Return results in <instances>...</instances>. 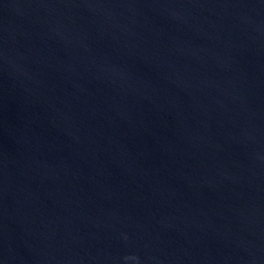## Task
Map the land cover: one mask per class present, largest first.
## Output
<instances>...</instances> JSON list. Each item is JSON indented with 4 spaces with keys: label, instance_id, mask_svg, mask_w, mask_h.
<instances>
[{
    "label": "water",
    "instance_id": "95a60500",
    "mask_svg": "<svg viewBox=\"0 0 264 264\" xmlns=\"http://www.w3.org/2000/svg\"><path fill=\"white\" fill-rule=\"evenodd\" d=\"M0 264H264V0H0Z\"/></svg>",
    "mask_w": 264,
    "mask_h": 264
}]
</instances>
